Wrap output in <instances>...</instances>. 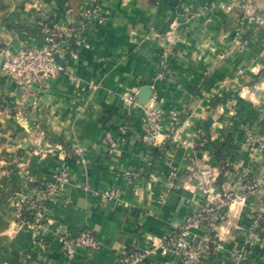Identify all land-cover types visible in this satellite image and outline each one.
Returning a JSON list of instances; mask_svg holds the SVG:
<instances>
[{
	"label": "crops",
	"instance_id": "obj_1",
	"mask_svg": "<svg viewBox=\"0 0 264 264\" xmlns=\"http://www.w3.org/2000/svg\"><path fill=\"white\" fill-rule=\"evenodd\" d=\"M89 1L0 0V264H115L125 248L149 249L205 202L203 194L184 188L198 170H210L214 191L235 190L238 180L220 160L248 168L245 125L264 138V26L247 27L241 48L234 38L237 12L225 9L248 2L264 14V0H100L107 20L81 23ZM184 6L196 13L187 22L180 17ZM52 40L67 72L34 96L24 95L2 61L24 46ZM163 60L167 73L158 80ZM143 85L154 91L163 124L194 141V148L140 142L143 108L125 98ZM106 132L118 138L117 147L107 146ZM77 145L81 156L73 154ZM216 146H222L220 155ZM60 167L69 181L48 204L47 228L36 238L21 196L33 183L52 180ZM251 169L264 175V148ZM107 187L118 197L101 204L97 193ZM254 203L251 198L225 211L201 264L229 263ZM262 223L261 246L245 264H264ZM79 229L94 233L101 247L67 257L56 236ZM202 234L197 232L196 242ZM145 261L178 264L161 250Z\"/></svg>",
	"mask_w": 264,
	"mask_h": 264
},
{
	"label": "built area",
	"instance_id": "obj_2",
	"mask_svg": "<svg viewBox=\"0 0 264 264\" xmlns=\"http://www.w3.org/2000/svg\"><path fill=\"white\" fill-rule=\"evenodd\" d=\"M249 5L247 2L242 5L225 6L227 11L234 9L237 12L234 38L236 44L241 48L245 42L243 35L247 27L264 26V14L254 12ZM194 15L196 13L189 6H184L180 12V17L184 22L189 21ZM80 18L81 23L92 19H96L98 23H104L107 20L106 14L102 11L100 0H90L88 6L81 10ZM56 50L57 42L53 40L48 45L24 46L3 61L2 70L17 84L21 93L34 96L46 86L50 78L67 72L65 63L56 57ZM69 55L72 58L77 56L75 50H70ZM166 67L167 64L163 60L161 68L156 73V79L164 78L167 73ZM69 78L75 80L72 75ZM125 103L139 105L143 108L142 131L139 138L141 143L153 146L170 141L172 143L181 142L191 148L196 146L192 140L181 139L172 124H163L154 91L151 92L149 100L144 105L138 104L136 93L128 95L125 98ZM32 105L35 106L36 102H32ZM125 130L126 126H123L121 131ZM243 141L249 156L250 165L248 168H239L229 158H223L220 162V167L238 180L239 187L237 189L223 192L214 191L212 173L207 168H201L192 176L194 182L188 181L184 188L191 192H200L205 196V202L194 212L185 216L181 224L162 234L151 248L146 250L125 248L122 250L117 255L115 264H156L152 261H145L147 256L156 250L172 254L177 258L178 264H201L203 255L215 242L214 234L224 218L225 211L231 209L233 205L245 206L253 198L256 203L252 205L249 213L245 235L240 243L231 247L228 263L245 264L249 254L261 246L263 239L264 175L255 174L251 168L257 162L258 154L264 148V138L256 135L252 127L245 125ZM105 142L109 148H115L118 145V138L114 133L106 132ZM82 153L83 149L79 145L73 149V154L76 156H81ZM124 174L130 177L132 172L125 170ZM172 176L171 173L170 177ZM52 177V180L39 184H34L29 179V182L33 184L29 187V192L21 196V205L27 216L26 224L36 238L40 237L47 228L48 204L63 190L69 181L70 174L66 168L60 167L54 171ZM97 197L99 203L103 204L111 199H116L118 193L114 188L107 187L100 190ZM200 230H203L204 234L196 242L197 232ZM56 237L60 250L67 257L73 256L80 248L96 251L101 247L99 238L85 229H79L73 234H60Z\"/></svg>",
	"mask_w": 264,
	"mask_h": 264
},
{
	"label": "water",
	"instance_id": "obj_3",
	"mask_svg": "<svg viewBox=\"0 0 264 264\" xmlns=\"http://www.w3.org/2000/svg\"><path fill=\"white\" fill-rule=\"evenodd\" d=\"M174 2H175V0H170L171 4H173ZM3 61H2V63H3ZM151 92H152V89H151L150 85L141 86L136 92L138 104L144 105L145 103H147V101L150 98ZM211 123H212V118L210 116H208L203 122V128L207 134L209 132V128L211 126Z\"/></svg>",
	"mask_w": 264,
	"mask_h": 264
},
{
	"label": "trees",
	"instance_id": "obj_4",
	"mask_svg": "<svg viewBox=\"0 0 264 264\" xmlns=\"http://www.w3.org/2000/svg\"><path fill=\"white\" fill-rule=\"evenodd\" d=\"M72 48H74V46H73V42H72V40H71V49ZM221 147L222 146H216V153L218 154V155H220L221 154ZM222 160H220V162H221Z\"/></svg>",
	"mask_w": 264,
	"mask_h": 264
}]
</instances>
